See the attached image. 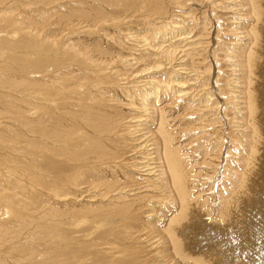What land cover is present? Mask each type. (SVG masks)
Listing matches in <instances>:
<instances>
[{"label": "bare ground", "instance_id": "6f19581e", "mask_svg": "<svg viewBox=\"0 0 264 264\" xmlns=\"http://www.w3.org/2000/svg\"><path fill=\"white\" fill-rule=\"evenodd\" d=\"M68 1L83 14H69L78 20L58 39L46 35L40 54L60 59L25 76V86L11 81L2 94L20 99L15 113L24 128L0 141V179L12 182L14 174L18 186L28 176L6 165L22 144L31 161L46 154L75 162L76 170L66 180L62 172L47 175L43 204L25 208L33 224L26 231L7 227L15 224L7 214L23 216L0 192V244H7L0 264H45L48 249L35 252L34 244L62 254L79 238L133 243L109 250L127 260L115 264H140L144 252L151 264H264V0ZM84 3L91 6L86 13ZM195 5L206 8L202 16ZM192 27L197 32L189 34ZM43 215L45 229L35 231L34 219ZM82 217L116 224L93 237L86 229L76 240L64 236L61 225L79 226Z\"/></svg>", "mask_w": 264, "mask_h": 264}, {"label": "rangeland", "instance_id": "374dc122", "mask_svg": "<svg viewBox=\"0 0 264 264\" xmlns=\"http://www.w3.org/2000/svg\"><path fill=\"white\" fill-rule=\"evenodd\" d=\"M48 1H50V0H1V2H0V9L2 7H6V9H3V12L0 11V117H1L0 120H2V122H3V124L0 125V141H3V142H7V140L11 139L12 135H13V132H21L20 130L24 128L23 127L24 124L19 123L18 118H17V113H15L16 109H17L16 106L19 107V105H18V103L16 101H18L20 99L15 100L14 98L10 99L7 96L3 97V95H2L3 92L7 93L8 92V90H7L8 87L10 85L13 86L12 84H10L11 81H14V80L16 81L17 79H20V80H18V82L20 83L19 86H21V87L25 86L26 85V83L24 84L25 79H27L28 76L31 77L30 75H31V73L33 71H34V73H35V71L36 72H41V71H44V69L48 68L50 65L56 64V62L60 58L59 57H55L53 53H52L53 57H49V58L45 57L44 55H40L47 49V44H45L46 43L45 40L48 39V37H52L53 35L57 36L56 39H58L59 38L58 34H60L61 32L65 31L63 29L67 30L68 27H71L70 26L71 23L73 24V22L74 23L77 22L78 18L76 19L73 16V18H75L73 20L72 19V15H69V14L77 15V14H79V12H80V14H83V12L77 11V8H79V7H77L73 3H69L68 0H58L59 2L57 0H51L50 2H48ZM54 1H55V3L56 2L57 3L54 4ZM62 1L64 2V4H62L63 3ZM48 3H50V4H48ZM58 3H60L59 5H61V7L58 5ZM67 3H69V6H68ZM84 4L82 6L85 9L84 13H86L87 11H90L91 6L88 3H84ZM55 5H58V6L55 7ZM74 5L76 7L70 8V7H73ZM203 5H205V4H203ZM54 7L55 8L59 7L58 10L56 9L57 12L59 11V13L56 12ZM63 7L64 8H68V10L64 9ZM192 7H194V6H192ZM195 7L198 8L196 10V11L199 12L198 16H202L203 13L201 12L200 9H206V8L202 7V8L199 9V7H197V5H195ZM75 8H76V10H72V9H75ZM87 8H88V10H87ZM121 8L122 7H120L119 12H122V10L124 11V8H122V9ZM59 9H61V10H59ZM63 10H64V15L66 17H63ZM66 10L68 11V14H67ZM71 10H72V12L73 11H75V12L71 13L70 12ZM217 10L216 11H217V13H219V15L220 14L221 15L224 14L223 13V9H217ZM46 11H48V12H46ZM141 11H142V9H138L136 11L135 10H133V11L131 10V11L126 12L125 15H127V17H130V15L131 16H136L137 14H139V12L141 13ZM196 11H195V13H197ZM53 12H54V14H53ZM60 13L62 14L61 16H60ZM226 14H229V13H226ZM118 15L119 14H117V16ZM69 16H71V17H69ZM70 19H72L73 22H71ZM67 23H69V24H67ZM215 23L216 22H214L213 24H215ZM57 24H59L60 26L57 25ZM132 24H134V26H136L137 23H136V21H133ZM61 27H62V29H61ZM58 30H59V32H58ZM61 30H63V31H61ZM68 30H71V29L69 28ZM55 32H57V33H55ZM195 32H197L195 27H192L191 28V32L189 31V34H194ZM73 34L79 35V34L74 33V32H73ZM73 34L71 33L69 35V37H75V35L73 36ZM46 35H48V37H46ZM44 37H45V39H44ZM40 38H42V39L40 40ZM36 40H38V41H36ZM42 40H44V41H42ZM60 40H62V38H60ZM82 40H84V38H82ZM209 41H211V39H209ZM36 43H38V44H36ZM211 44H212V41L208 43V39H207V45L209 47H211ZM41 46H42V48H40ZM44 47H45V49H44ZM37 49H38V51H37ZM30 51L31 52L33 51L32 54H31ZM210 51H211V49H210ZM49 52H51V51L49 50ZM207 53H208V51H206V54ZM49 61H51V62H49ZM17 69H19V70H17ZM210 69L212 70V68H210ZM37 70H39V71H37ZM15 71H16V73H15ZM19 71H20L21 74L16 76L15 74H18ZM3 75H4V77H3ZM9 75H11L12 77L11 76L9 77ZM21 75H23L24 78ZM18 76H21V77H18ZM25 76H27V78ZM7 77H8V79H7ZM13 77H14V79L12 80ZM208 78H209L208 79V83H209V80L211 79L209 77V75H208ZM9 79H10V82L8 83ZM211 80H214V77ZM25 88H28V86L24 87L22 89H19V90L22 91V90H25ZM21 91L11 92L12 97H17ZM21 100H23V99H21ZM7 101H9V102H7ZM10 102L13 103V104L11 105ZM7 104H8V106H7ZM14 107H15V109H13ZM22 107H23V109H21V113L24 115V117L25 116L29 117V111L27 110L29 108V104L28 103H23ZM13 128H15V129H13ZM10 129H12V130H10ZM10 132H12V133H10ZM8 134H10V135H8ZM17 141L20 142V141H24V140H23L22 137H19L17 139ZM19 144H17V145H19ZM22 145H23V148H21V149L22 150L24 149V151L21 152L22 154L19 152V153L16 154L17 156L13 155L15 153L12 154L13 157L12 156H7V157L5 156V158L7 159L6 160V165L10 166V164H11L13 166V163H14V165L15 164L17 165V166L15 165V167L17 169H19L20 171H23L25 173L27 172L26 174L28 176H21L22 178L19 179L20 182L18 181V183H19L18 186H17V183L15 184L16 180H18V179L16 177H15L16 180H15V178H13L14 176H16L14 174L10 178V179H12V182H8L9 184L6 182V184H8V185H6L5 182H3V178L0 179V187H1L0 188V192H3V196H6L4 198H6V199L7 198H10V199L12 198L11 200H14L12 202H15V203H13V206H11V207L14 208V211L16 213H18V215L22 214V216H23V217L18 218L19 221L17 219H15V221H13L14 217H13L12 214H9V215L7 214L6 215V216H9V217L6 218V220L8 222L9 221H11L12 223L15 222V224H13L12 227H10L8 225H7V227L9 229H11V230H14L15 232H17V229H15L17 227L19 229H20V227L21 228L24 227V228H22V230L24 229L23 231H26L27 229L31 228V226H27V225H33V224H28V222H30L31 219H29V221H28V219H26V218H28V216L25 213V208L26 207H33L35 205L39 206L40 204H43L42 202H44V200H45V196L43 194L44 193L43 190L45 191L44 188H47L46 187V183H45L46 180L48 179L47 175L48 174H56V172H62L61 175L63 177L65 175V180H66L68 178V176L73 174L75 172V170H76V168H74V167L72 168V166H73L72 164H74L75 162L73 163V161H69V160H67V162L63 161V160H57L56 158H54L52 156H49V155H48L49 157L46 156V154L41 155V156H36V157H34V161H31L28 158V156H27V155H29L28 154L29 153V147L27 146L28 149H26L27 147L24 144H22ZM119 147L121 149L120 145H119ZM0 150L3 151L4 149L0 147ZM18 154H20V155H18ZM8 157L10 158V160L8 159ZM51 157L54 160L51 159ZM42 158H43V160H42ZM35 160H37V161H35ZM44 162H45V164H44ZM50 162H52V163L50 164ZM33 165H34V167H32ZM3 166H5V165L3 164ZM55 166L59 167V168L55 169ZM67 166H70V167L68 168ZM60 167H62V168L60 169ZM28 168H30L32 171L30 169H29L30 170L29 171ZM38 169L40 170L39 172H38ZM28 172H32L33 174L42 172L41 173L42 175L38 176V174H35V176L34 175L32 176V173H28ZM44 172H46V173H44ZM43 178H46V179H43ZM13 179L15 180L14 182H13ZM21 180H23V182ZM29 182L32 183L33 186H34V187L33 186L30 187L31 189L28 188V185H30ZM10 183H14V184L11 185ZM44 184H45V187H44ZM19 185L20 186H24V188L20 189ZM12 187H15V188H12ZM4 188H5V191H3ZM11 188L14 189V191L11 190ZM18 189L21 190V191L19 192ZM70 190H71V187L69 186L67 191H70ZM16 192L18 193V195L15 198L13 193H16ZM41 197H43V198H41ZM15 199H17V200H15ZM18 199L20 200V202L18 201ZM23 207H24V209H21ZM52 207H56V208H60V210H64V205L60 206L58 204H53ZM43 208H45V206H43ZM20 209H21V211L23 210L22 213H21V211L18 212ZM39 209L42 210V208H39ZM41 210H38V212L40 211V213L38 215H40L42 213ZM18 215H17V217H19ZM86 215H89V214H86ZM22 218H24L25 221H23ZM143 218L141 219V221L137 219L138 220L137 222L143 223L144 222ZM44 220H45L44 215H43V217H39V218L36 217V220L34 219V224H40V227H41V228L37 227L35 229V231H38V230L42 231V230L45 229L44 228ZM8 222H6V223H8ZM163 222L164 221L162 220V223ZM115 224H116L115 221L112 220L110 223L103 222V223L94 225V224H92L90 218L82 217L80 222H79V226H76V225L72 224V225H61V227L63 228V230L65 229L64 233H63L64 236L67 234L68 238L76 240L77 235L80 234L79 229H83V231L85 229L89 230L90 231V235L93 237V236H96L99 233L104 232L108 227L113 226ZM18 225H20V227ZM117 228H119V227L117 226ZM66 229L68 231H66ZM76 229L78 231H76ZM7 233L8 234H6V236H9V237H12V236L15 235V233H13L11 231H8ZM55 238L58 239V237H55ZM77 241L78 242L71 243V246H68V247H70V248H68L69 250L70 249H71V251L74 250V257L76 258L75 260H74V257H72L69 253H66V250H68L67 248L65 250H63L64 252H62V254H59V253H61V251H57L56 252L57 254H56V253L51 252L52 250L49 251L48 245L40 244L41 242L39 244H34V246H35L34 251L38 252V249H48L46 255H43L44 257L49 256V257H47L48 259L47 258H44L45 260L43 259L45 264H48V263L49 264H53L54 263V259L53 258L49 259L50 256H54L58 260H61L62 262H64V264H69V263L72 264L75 261L78 264H115L119 260H122V259L124 261H127V260H125V258H123V257H119V255H117V254L110 255L109 250H111V249L112 250H121V249H126V248L128 249V248L134 246L133 243H130V242H127V241L118 240V239H114L113 242H111L110 244H103V245H101V244L97 245L96 241H92V242H90V241H82L81 238H79V240H77ZM6 246H7V244H4V243L0 244V252H3L5 250V248H6ZM72 246H76V247H72ZM28 250H29V247H27L26 251H28ZM47 254H49V255H47ZM138 257H139V260H140V264H142V263L143 264L144 263L145 264H151V262H152V260H150L149 257L147 258L145 256V252L143 254L139 253ZM47 260H51L50 262H52V261L53 262L50 263Z\"/></svg>", "mask_w": 264, "mask_h": 264}]
</instances>
